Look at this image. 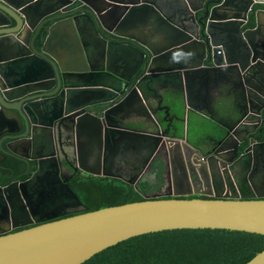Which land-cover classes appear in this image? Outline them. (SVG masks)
Segmentation results:
<instances>
[{
    "label": "water",
    "instance_id": "95a60500",
    "mask_svg": "<svg viewBox=\"0 0 264 264\" xmlns=\"http://www.w3.org/2000/svg\"><path fill=\"white\" fill-rule=\"evenodd\" d=\"M261 5L264 0H0V147L10 140V154L29 159L14 145L32 141L38 171H45L58 157L57 148L66 144L65 136L73 139L80 125L88 135L98 128V150L106 152L102 160L120 147L118 134L143 138L152 142L144 164L156 165L167 176L166 188L172 190L175 183L169 194L2 234L0 264H82L123 240L163 230L264 234V194L255 185L232 186L227 175L249 169L264 156V139L255 136L259 128L264 131ZM146 30L161 34L155 44L137 36ZM133 61L139 63L131 77L114 70L120 64L128 70ZM230 71L239 90L238 106L200 145L184 140L189 152L182 148L184 138L172 134L171 126L163 128L156 115L161 108L151 106L144 86L154 94L155 85L172 95L179 89L192 109L191 85L217 83ZM136 100L156 116L157 131L109 121L116 109ZM102 103L109 107L98 109ZM58 110L65 114L57 115ZM3 126L10 127L4 131ZM7 157L0 149V163ZM205 178L213 179V187L203 184ZM128 181L137 185L135 178ZM217 182L225 185L223 194H217ZM209 187L214 192L208 193ZM232 187L240 195H232ZM7 190L0 185L2 202ZM245 264H264V250Z\"/></svg>",
    "mask_w": 264,
    "mask_h": 264
},
{
    "label": "flooded vegetation",
    "instance_id": "af4514ba",
    "mask_svg": "<svg viewBox=\"0 0 264 264\" xmlns=\"http://www.w3.org/2000/svg\"><path fill=\"white\" fill-rule=\"evenodd\" d=\"M261 8H264V5L257 7V9ZM199 14V17L203 16L202 13ZM98 27L101 30L102 27L99 22ZM102 34L104 33L102 32ZM143 35L144 37L146 36L144 32ZM113 37L123 41L127 40L125 37ZM144 37L142 36L140 39L146 42V38ZM132 63H130V65L128 64V70H125V64L124 66H120L121 64L114 65V70L131 77L134 74L135 69L138 68L139 62H137V66H135L136 62L133 61ZM141 71H143V69L139 72ZM234 77V71H230L224 74L217 83L215 81L210 82L209 85H206L203 88L204 91L201 92L200 98L206 102L212 98V94L213 96H217V94L220 95L223 91L219 88L220 84L222 86V82H225L224 80L231 81ZM169 87L172 88L174 86L170 85ZM144 89H146L145 94H147L145 96L149 101L152 100L151 97H154V93L149 92L146 86H144ZM98 98L103 99V97ZM103 107H109V104L102 103L98 106V109ZM64 108L67 110L68 104L64 105ZM153 108H155V110L158 109V105ZM59 113L65 114L62 110H58L56 114L58 115ZM158 114H160V111L157 112L156 115L159 116ZM116 115L120 118L115 116L112 118L111 116L109 121L121 124L124 123L123 118L130 116L129 111L126 110L125 107H119L116 109ZM160 117L162 119L165 115ZM116 120L120 121L118 122ZM93 121L96 123V127L98 125L96 119H93ZM9 127L10 126H3L2 129L5 131L9 129ZM78 128H76L77 134H73V139L69 137V135L65 136L64 140L66 141V144L57 148L58 157L49 162L47 165L48 169L45 171L42 169L41 171H38L39 167L37 160L34 158L36 153L33 150L32 141L26 140L14 145L19 153L28 156L29 159L11 155L6 147V144L10 140H6L4 146L2 148L0 147V149H2V151L8 156L6 160L0 163V180L5 176L6 171L11 177L10 181L6 184L0 182L2 187L8 189L6 194H4V202L1 201L2 198L0 197V235L31 228L45 222L83 213L89 210L90 205L87 202V196L88 192L91 190V184L94 185L96 188H94L95 190L98 189V173H101L100 176L105 177L123 176V173H121L120 170L121 166L117 165V162L121 163V159H119V161L118 157L136 158L138 164L129 167L128 169L130 170V176L133 175V171H138L141 167L146 168L147 163L144 164L146 161V158L144 159L145 156L139 153V150H135L137 147L142 146V140L131 142L129 149L132 148V150L135 151H129V149H126V144H122L123 148H116L113 152L112 149L109 150L107 153V161H105L102 160V157L106 152L103 151L101 154L98 150V128H95V133L93 132L92 135L89 133L91 137L88 135L87 129L83 126L80 125ZM255 136L257 139L263 138L264 131L261 132L259 128ZM248 146L249 141L244 145V148H247ZM11 159H17L23 162L24 168L20 173H16L17 168L11 164ZM140 162H142L143 165L139 164ZM156 168V165L153 164L148 169L153 170ZM227 175L229 176L228 183L232 186L235 185L234 183L236 182H239L243 187L255 185V188H258L259 190V194H264V156H260L255 160V163H252L249 169L241 167L235 171L234 176L230 171L227 172ZM165 178L167 180L166 175ZM203 184L210 186L213 184V179L210 178L208 180L205 178V183ZM215 185L219 189L217 190V194H223L225 185L222 186L221 182H217ZM179 188H182L180 184ZM212 189L213 188L209 187L206 188V191L208 193L214 192ZM172 191L173 190L170 189L161 190L158 194H169L172 193ZM245 192L248 193V190ZM230 193L232 195H240V193H238L233 187L230 190ZM153 195L157 194H152L150 196Z\"/></svg>",
    "mask_w": 264,
    "mask_h": 264
},
{
    "label": "trees",
    "instance_id": "16d2710c",
    "mask_svg": "<svg viewBox=\"0 0 264 264\" xmlns=\"http://www.w3.org/2000/svg\"><path fill=\"white\" fill-rule=\"evenodd\" d=\"M11 162L17 168L16 173L24 168L23 162L17 159H11ZM7 173L1 178V183L10 181ZM158 178L160 182L164 181L161 173ZM91 186L87 196L91 211L142 201L154 187L148 180L139 181L136 185L125 176L100 175L98 189ZM263 250L264 234L184 228L131 237L102 250L82 264H245Z\"/></svg>",
    "mask_w": 264,
    "mask_h": 264
},
{
    "label": "crops",
    "instance_id": "0c3cea01",
    "mask_svg": "<svg viewBox=\"0 0 264 264\" xmlns=\"http://www.w3.org/2000/svg\"><path fill=\"white\" fill-rule=\"evenodd\" d=\"M129 33L133 34V31H129ZM136 33V32H135ZM147 36L144 37L143 33H138L137 36L146 38V42L151 41L150 44H155L156 41L159 40L161 37V34L158 32L151 33L150 30H147L144 32ZM155 40V41H154ZM225 82H222V86L220 84L219 88H221L223 91L217 96H213L209 99V101L204 102L201 97V92L204 91V87L206 85V81H198L194 83V85H191V104L193 105V108L190 109L187 107L186 100L184 99L181 91L179 89H174L177 93L170 94V90L165 89L161 85H155L156 87V93L158 96H162V98L157 97L154 94V97H151L152 100H150L151 106L155 107L158 105V108L160 109V114H158L160 121L163 124V128L166 129L168 126H171V133L177 134L178 136L184 138L182 141V148H186L190 152L189 147H185L184 140H186L188 143L192 145H200L202 141L207 140L211 137L212 134H214L218 129H220V122H224L227 120L226 115L228 116L230 112H232L237 106H238V88L234 86V82H236V78H233L231 81L224 80ZM215 87V85H214ZM214 91V89L212 88ZM217 90V89H216ZM169 91V92H167ZM211 94V93H209ZM99 99V98H98ZM132 102L125 106V109L129 111L130 116L123 118V122L121 124H115L118 127H135L139 128L141 130H147L149 132H155L158 130V126L154 122V119L156 117H152L149 108L148 110H145V108L142 106L140 102ZM135 103V104H134ZM137 107V108H135ZM134 108V109H133ZM102 109V108H101ZM165 112H169L167 114V117H161L165 115ZM117 118H120L118 116H115ZM120 121V120H116ZM189 121L191 123L193 121V127L198 128V132H195L193 130V137L191 136L190 129L187 128L186 122ZM127 130V129H126ZM119 143L118 145L123 148L122 144H126V149H129L131 146L132 141L142 140L143 143L141 147H137L135 150H139V153L144 155V159L148 158L149 153L152 151L151 143L150 141H145V139L136 138L132 139L131 137H125V135L118 134ZM132 148L129 149L131 151ZM132 150V151H135ZM121 159V163L117 162L118 166H121L120 170L121 173H123V176L127 177L128 179L136 178L134 171L132 172L133 175L130 176V170L129 167H132L138 162L136 161L135 157H118V160ZM117 160V161H118ZM120 161V160H119ZM133 163V164H132ZM139 164L143 165L142 162ZM150 164V162H149ZM147 165L146 167H149L151 165ZM127 173V174H126ZM130 176V177H129ZM212 179V178H211ZM148 180L154 187L152 188V191H161L166 190V187L168 186L166 181H159L158 175L151 170L146 169L145 173L139 179V181ZM211 181V180H210ZM212 182V181H211ZM198 188H201L200 184L197 183ZM201 185H203L201 183ZM214 184H211V187H213ZM172 190H175V183L172 182L171 184Z\"/></svg>",
    "mask_w": 264,
    "mask_h": 264
},
{
    "label": "rangeland",
    "instance_id": "374dc122",
    "mask_svg": "<svg viewBox=\"0 0 264 264\" xmlns=\"http://www.w3.org/2000/svg\"><path fill=\"white\" fill-rule=\"evenodd\" d=\"M169 112H165V116L167 117V114H168ZM186 126H187V128H189L190 129V132H191V136L193 137V130L195 131V132H198V128H195V127H193V121L191 122V123H189V121H187L186 122ZM159 193V191H151L149 194H148V196H150V195H152V194H158Z\"/></svg>",
    "mask_w": 264,
    "mask_h": 264
},
{
    "label": "clouds",
    "instance_id": "9594fccd",
    "mask_svg": "<svg viewBox=\"0 0 264 264\" xmlns=\"http://www.w3.org/2000/svg\"><path fill=\"white\" fill-rule=\"evenodd\" d=\"M147 165H148V164H147ZM149 167H150V166H149ZM149 167H146V168L143 167V171H145V170L148 169ZM143 171H142V172H143ZM153 171L156 173V175H159V173L156 171V169H153ZM134 173H135V175H138L137 171H135ZM144 173H145V172L141 173L140 176H139V175L136 176L135 179H137V183L139 182V179H141V177L143 176ZM161 175H162V174H161ZM162 178H163L164 181L167 182V180L163 177V175H162ZM197 183H199V182H197ZM167 184H168V182H167ZM166 189H169V188H166ZM173 191H175V190H173ZM194 196H195V195H194Z\"/></svg>",
    "mask_w": 264,
    "mask_h": 264
}]
</instances>
